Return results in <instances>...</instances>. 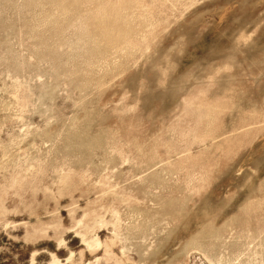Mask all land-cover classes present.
Here are the masks:
<instances>
[{
  "label": "rangeland",
  "instance_id": "1",
  "mask_svg": "<svg viewBox=\"0 0 264 264\" xmlns=\"http://www.w3.org/2000/svg\"><path fill=\"white\" fill-rule=\"evenodd\" d=\"M0 264H264V0H0Z\"/></svg>",
  "mask_w": 264,
  "mask_h": 264
}]
</instances>
